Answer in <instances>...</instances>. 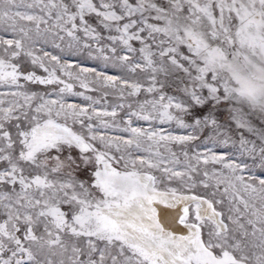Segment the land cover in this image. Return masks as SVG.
<instances>
[{
    "label": "snow or ice",
    "instance_id": "1",
    "mask_svg": "<svg viewBox=\"0 0 264 264\" xmlns=\"http://www.w3.org/2000/svg\"><path fill=\"white\" fill-rule=\"evenodd\" d=\"M262 173L264 0H0V264H264Z\"/></svg>",
    "mask_w": 264,
    "mask_h": 264
},
{
    "label": "rangeland",
    "instance_id": "2",
    "mask_svg": "<svg viewBox=\"0 0 264 264\" xmlns=\"http://www.w3.org/2000/svg\"><path fill=\"white\" fill-rule=\"evenodd\" d=\"M51 50V49H48ZM65 59H68L71 63L73 64H79L82 67H87V68H96L98 71H103L105 73H107L108 75H120V70L118 68H114L111 66V64H108L107 66L105 65V62L103 61V59H90L86 56V54H82V55H78V56H72V57H65ZM43 87V86H41ZM73 91L74 92H78V91H85L84 89H81L79 87L78 83L74 84L73 87ZM108 96L105 98L107 101L108 105L114 104L117 102V98L116 95L114 94L112 89H108ZM86 95H92L94 98L99 99L102 95H103V90H99V91H85ZM66 99L68 100L69 103H78V104H85L86 102L83 100L82 97L80 96H67ZM105 101L101 100V103L96 105V107L98 109H103L105 107ZM110 110V108H109ZM110 119V118H109ZM134 126H143V127H147V123L144 121H135ZM163 127L168 128V125H164ZM113 135H118L120 133H111ZM177 134H183L182 130L177 131ZM209 147H213V145H209ZM214 150L218 151V152H223V151H227V149L225 148H219V149H215ZM254 171L256 172H261V170L259 168L254 169ZM264 174V173H262Z\"/></svg>",
    "mask_w": 264,
    "mask_h": 264
}]
</instances>
